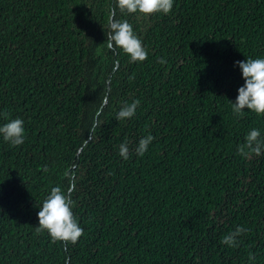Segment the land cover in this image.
Listing matches in <instances>:
<instances>
[{"label":"trees","instance_id":"1","mask_svg":"<svg viewBox=\"0 0 264 264\" xmlns=\"http://www.w3.org/2000/svg\"><path fill=\"white\" fill-rule=\"evenodd\" d=\"M113 13L145 61L106 47ZM247 58H264V0H174L151 16L116 0H0V113L25 122L23 145L0 137V264H264V154L237 153L264 116L231 104ZM149 134L143 157H120ZM55 186L74 201L76 244L36 230ZM237 226L239 246L223 245Z\"/></svg>","mask_w":264,"mask_h":264},{"label":"clouds","instance_id":"2","mask_svg":"<svg viewBox=\"0 0 264 264\" xmlns=\"http://www.w3.org/2000/svg\"><path fill=\"white\" fill-rule=\"evenodd\" d=\"M121 13H141L145 16L154 14H169L173 9L174 0H116ZM106 42L109 50L120 49L131 62H143L148 58V51L142 40L134 32L132 24L127 20L115 18L113 13L109 18ZM166 63L164 59L159 61ZM236 65L242 72L243 86L238 89L236 101L232 104V112L236 116H243L245 109L254 112L257 116H264V58H247L246 61H236ZM133 77H130V79ZM140 101L125 102L116 114L117 120L131 119L135 114ZM6 123L0 126V137L10 146H20L25 142L24 120L21 118L9 119L8 113H0ZM96 125L94 124V127ZM155 138L149 134L142 137L134 148H130L128 142L119 145V155L128 160L134 154L143 157ZM237 153L244 159L264 154V136L257 128L251 129L245 136L244 142L237 146ZM47 171V167L43 169ZM74 201L60 186L52 187L46 199L42 202L37 213L39 226L37 232L46 231L53 242H70L76 244L84 234L77 218L73 213ZM249 229L237 226L227 232L221 239V243L230 248H237L240 237L247 234ZM248 259L255 260V256L249 253Z\"/></svg>","mask_w":264,"mask_h":264}]
</instances>
